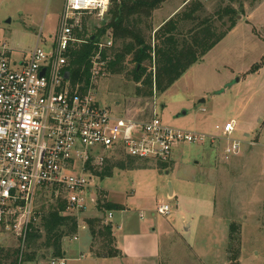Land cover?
<instances>
[{"label": "rangeland", "instance_id": "1", "mask_svg": "<svg viewBox=\"0 0 264 264\" xmlns=\"http://www.w3.org/2000/svg\"><path fill=\"white\" fill-rule=\"evenodd\" d=\"M182 1L167 0L151 18L143 17L141 26L149 43L154 44V32L147 26L153 22L158 26ZM221 3L207 0V9L213 11ZM234 4L239 10L235 27L168 89L146 95L141 87L138 93V83L129 74L104 73L96 80L95 98L114 116L145 113L155 96L164 124L220 134L216 126L232 121L235 130L231 138L242 142L241 150L229 158L222 151L226 141L179 143L174 149L176 169L170 168L169 174L156 162H142L156 165L151 166L156 173H144L152 174L151 178L157 174L146 191L154 197L152 204L168 203L171 207L168 215L158 213L156 208V219L171 223L179 233L172 237V243L164 236L159 260L142 264H231V244L232 252L239 253V264H264V0H244L243 8L239 2ZM64 5L65 0H0V45L5 43L11 49L13 67L33 50L40 34L44 48L54 43ZM98 20H88V24L100 26ZM95 31L89 27V33ZM132 58L128 55L129 70L135 65ZM145 65L149 72L151 64ZM126 157L124 153L110 154L109 163ZM139 169L146 168L115 167L111 176H92V186L100 189V195L109 190L112 199L125 201L135 189L133 181ZM172 180L183 195L180 206L176 198L167 196ZM40 193L38 213L62 196L61 190H46L44 196ZM214 210L217 215L213 217ZM93 214L88 208L86 215ZM232 223L236 225L233 242ZM88 238V233L81 230L79 240H65L66 264H129L116 257L94 256ZM5 243L19 244L12 237L2 241ZM43 252L46 250H39L36 260L21 264H52V257H42Z\"/></svg>", "mask_w": 264, "mask_h": 264}, {"label": "built area", "instance_id": "2", "mask_svg": "<svg viewBox=\"0 0 264 264\" xmlns=\"http://www.w3.org/2000/svg\"><path fill=\"white\" fill-rule=\"evenodd\" d=\"M111 5V0H65L54 43L44 48L40 34L27 57L14 63L16 67L11 65L9 46L0 45V240L15 238L21 256L31 225L38 220L39 193L61 190L65 213L80 222L90 205L98 204L100 189L93 188L92 176L110 154L168 163L182 142L226 141L222 150L226 158L242 148L240 140L231 138L232 121L216 126L220 134L164 124L155 96L147 112L126 117L114 116L99 105L95 83L108 73L103 51L114 44L111 30L96 43L87 87L72 88L65 78L68 53L74 43L84 41L78 35L84 31L83 19L93 16L104 21ZM157 211L168 215L171 207L163 203ZM112 216L107 214L108 219ZM79 228L87 226L80 223ZM73 238L78 239L77 234ZM52 264L66 261L53 257Z\"/></svg>", "mask_w": 264, "mask_h": 264}, {"label": "trees", "instance_id": "3", "mask_svg": "<svg viewBox=\"0 0 264 264\" xmlns=\"http://www.w3.org/2000/svg\"><path fill=\"white\" fill-rule=\"evenodd\" d=\"M112 5L104 21L88 24L94 19L87 16L83 19L84 31L78 35L80 41L69 49L67 71L70 72V83L75 89L79 86L84 90L91 76L92 58L96 53V43L105 40L109 30L112 31L114 44L103 51L107 60V72L111 74H129L138 83V93L141 87L144 94L153 95L156 91L168 89L192 64L201 60L217 43H219L237 24L239 10L235 2L243 8L244 0H220L217 9H207V0H184L183 6L163 22L155 26L153 22L148 28L154 32V44L146 40L144 28L141 26L144 18H151L152 13L167 0H111ZM256 2L257 0H251ZM225 2V3H224ZM224 3V4H223ZM91 18V19H90ZM225 27L221 30L219 27ZM225 25V26H224ZM155 26V27H154ZM89 27L95 29L89 33ZM96 27V28H95ZM133 55L131 62L134 67L128 69V55ZM151 64L147 72L145 63ZM141 84L142 86H140ZM97 168L94 173L100 178L111 176L113 169L135 166L137 160L129 156ZM160 166H164L159 162ZM55 191H53L54 193ZM43 191L41 195H45ZM63 196L42 213H38L39 221L32 223L24 253L21 256L20 245L9 246L0 243V264H21L24 261H34L39 250L45 249L42 257H63L64 242L78 233L80 222L76 216L66 214L67 203ZM98 210L104 212L122 210L121 204L107 200L105 193L99 197ZM92 236V254L96 257H117L121 255L115 245L111 223L100 217H89L84 220ZM235 223L230 226V241L233 242ZM231 264H239V253L232 252ZM21 262V263H20Z\"/></svg>", "mask_w": 264, "mask_h": 264}, {"label": "crops", "instance_id": "4", "mask_svg": "<svg viewBox=\"0 0 264 264\" xmlns=\"http://www.w3.org/2000/svg\"><path fill=\"white\" fill-rule=\"evenodd\" d=\"M189 1V0H187ZM183 4H185L183 1L166 17L168 18L172 14H174L177 10H179ZM163 19L164 20H166ZM162 21V22H163ZM158 27V26H156ZM203 132V131H202ZM212 144V143H211ZM214 145V144H213ZM212 145V146H213ZM175 149V148H174ZM128 156V155H126ZM131 157V156H129ZM137 160V163H135V166H132L133 168H142L145 167L146 169H139L137 172L136 179L133 181V187L135 189L132 191V193L129 195H126L125 201H115L112 199L111 191L109 190H103L105 193V197L107 200L121 204L124 209L117 210V211H108V212H102L98 210L96 205H90V211L94 212L92 216L86 215V212L82 214V218L80 223L85 224L84 220L85 218L89 217H100L104 218L105 221L111 223L112 225V231L113 236L115 237V245L120 250L121 255L117 256L116 258H120L126 263L129 264H142L146 263L147 261H157L161 257L162 253V246H163V238L164 236L170 237V241L172 243V237L175 235H179L178 231L172 225L171 223H165L163 221H158L154 215L156 208L159 206V204H152L151 201L154 197L150 195L148 192L151 188V183L153 182V178L157 177V174H154L155 176L153 178L152 174L146 175L144 173H156L155 169H153L151 166H156L153 164L148 163H142V162H149L153 161L156 162L159 165V162L154 160H146V159H139L135 157H131ZM110 159V158H109ZM175 157H174V150L172 154V160L165 164L163 167L159 165L162 169H166V174H169L172 168L173 170L176 169ZM171 185V190L168 192L167 196L168 198H176L177 205L180 206V198L183 195H180L179 189L174 188V181L172 180V183L169 182ZM146 192V193H145ZM99 194V193H98ZM100 194L98 195V202H99ZM205 205L204 203H202ZM206 208L208 206H205ZM211 210V209H210ZM212 211V210H211ZM210 211V212H211ZM109 212H112V218L108 219L107 214ZM216 211L211 214V216H215ZM81 230H85L88 233L89 240L88 245L92 251V236L90 233L89 228H79L77 236L79 240L80 239V232ZM73 238V237H72ZM3 239L0 240L2 243ZM65 249V247H64ZM67 251H64V254H66Z\"/></svg>", "mask_w": 264, "mask_h": 264}, {"label": "water", "instance_id": "5", "mask_svg": "<svg viewBox=\"0 0 264 264\" xmlns=\"http://www.w3.org/2000/svg\"><path fill=\"white\" fill-rule=\"evenodd\" d=\"M65 78L68 79V80L70 79V72H68V71L66 72ZM236 81H239V78H237Z\"/></svg>", "mask_w": 264, "mask_h": 264}]
</instances>
